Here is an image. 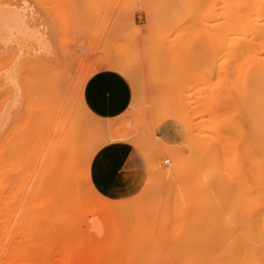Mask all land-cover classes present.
I'll return each instance as SVG.
<instances>
[{
    "label": "rangeland",
    "instance_id": "1",
    "mask_svg": "<svg viewBox=\"0 0 264 264\" xmlns=\"http://www.w3.org/2000/svg\"><path fill=\"white\" fill-rule=\"evenodd\" d=\"M213 4L0 0L21 19L19 29L0 26V264H234L227 237L238 210L263 239L262 35L258 51L227 53L204 27ZM105 69L131 89L115 121L82 97ZM165 122L172 142L157 136ZM122 139L137 167L126 193L109 200L93 188L89 163ZM213 161L220 171L208 184L200 175Z\"/></svg>",
    "mask_w": 264,
    "mask_h": 264
},
{
    "label": "bare ground",
    "instance_id": "2",
    "mask_svg": "<svg viewBox=\"0 0 264 264\" xmlns=\"http://www.w3.org/2000/svg\"><path fill=\"white\" fill-rule=\"evenodd\" d=\"M213 1H214L213 6L210 8L209 12L206 13V16L204 19V27H205L206 31L211 32L213 34L216 33V34H219V36H221L220 38L223 42L224 50L228 49L229 46L230 47L233 46V47H236L235 51H238L240 49L243 52L245 50L249 51V50H251L252 47L255 48L254 46L258 42L261 43V45L264 47V0H213ZM19 24H21V19L18 16L14 15L12 12H9L8 10L5 11L3 9H0V26L8 25L10 30L13 31L14 29L20 28ZM260 35H262V37H259ZM258 37L260 38V41L258 40V42H257ZM261 45H258V47ZM237 46L239 48L240 47L241 48L238 49ZM262 46H261V48H262ZM258 47H257V49H258ZM230 50L234 51V49H232V48L228 49L229 52H230ZM252 50H254V49H252ZM255 50H256V48H255ZM235 51H234V53H235ZM247 51H245V52H247ZM256 51H258V50H256ZM226 52H227V50H226ZM229 52H227V53H229ZM250 53H251L250 55L253 56L252 51ZM231 54H233V52ZM225 55L227 56V54H225ZM250 55H249V57H251ZM245 56L248 57V55H246V54H245ZM256 56H258V55L256 54ZM228 57H229V55H228ZM247 57H245V58H247ZM227 59L224 58V63L220 62L221 65L225 64V60H227ZM257 59H259V57ZM244 61H245V59H244ZM170 117H171V115H166L165 117H163L162 121H164ZM171 119H173V118H171ZM216 162L217 161H213V163H216ZM213 163L211 162V164H209L211 166L213 165L212 166L213 170H210L209 172H208V170H207V172L204 171L205 173L202 172V174L200 175V177L203 176L202 180L208 181L210 179L211 181L210 180L209 181L212 183L211 178L218 175V173L220 171V168H218V167H220L219 166L220 164L216 163L218 165H214ZM204 167H206V166H204ZM214 167H216V168H214ZM193 178H192V180H193ZM200 179L201 178H199L198 180H200ZM194 180H197V179H194ZM202 180H200V181H202ZM207 181L204 183H207ZM209 181H208V184L210 183ZM192 183L196 184V185H193L194 187L197 186L196 181L192 182ZM211 186L209 189L213 188L212 190L214 191V188H216V187L212 186V188H211ZM200 188L201 187H199V189ZM222 188H224V187H222ZM194 189L197 190L198 188H194ZM218 189H217V192H218ZM222 190L223 189H221V191ZM199 192L203 193L202 190H200ZM23 200H26V198L22 197V201H20L21 204L19 202L20 206L18 207V209H20V207L22 206ZM24 205H25V202H24ZM20 210H22V209H20ZM235 219H236V223L231 228V232H233V234H235V235H232L233 237H231L228 234L229 237H227V238L233 240V238L235 236V238H234L235 242L232 241L234 246L232 245V242H231L232 247H234V249L232 250V253H231L232 255L234 254L233 256H235L234 257V259H235L234 264H264V237H263V239L258 237L253 222L251 221V219L248 216L242 214V212L240 210L237 211ZM0 221H1V219H0ZM12 222H11V225L13 224ZM91 223L92 224L90 226V230L93 233H95V235L96 234L99 235L101 233V226L99 224V221L94 219V220H91ZM224 223L227 225L226 221L219 223V225L220 224L222 225V226L220 225L219 227H221V228L224 227L223 231H225L227 229V227ZM223 225H225V226H223ZM229 225H232V224H229ZM8 228H10V227H8ZM229 231H230V229H229ZM10 232H11V230H10ZM2 234L0 236H2ZM13 240H15V239H12V241ZM9 242H10V240L8 241V243ZM227 243H230V242H228V240H227ZM3 244L4 243L2 242V245ZM225 245H228V244H225ZM224 247H225V250H224V248H223V250L226 252L227 251L226 246H224ZM225 252H224L225 257H227L226 253L228 254V257L231 255V254L229 255L228 251L226 253ZM3 262H4V260H3ZM231 262H233V261H231ZM227 263H229V260L225 264H227Z\"/></svg>",
    "mask_w": 264,
    "mask_h": 264
},
{
    "label": "crops",
    "instance_id": "3",
    "mask_svg": "<svg viewBox=\"0 0 264 264\" xmlns=\"http://www.w3.org/2000/svg\"><path fill=\"white\" fill-rule=\"evenodd\" d=\"M83 101L90 112L105 121H115L128 110L132 95L126 76L116 70L105 69L93 73L83 86ZM172 123H163L158 127V137L167 141H174L171 131ZM129 139L109 141L100 147L92 156L89 163V180L97 193L111 200L125 194L130 183L118 185L115 174L123 168L124 162L135 155ZM111 157L112 165L102 170L97 161L100 154ZM119 164V167L116 165Z\"/></svg>",
    "mask_w": 264,
    "mask_h": 264
},
{
    "label": "snow or ice",
    "instance_id": "4",
    "mask_svg": "<svg viewBox=\"0 0 264 264\" xmlns=\"http://www.w3.org/2000/svg\"><path fill=\"white\" fill-rule=\"evenodd\" d=\"M97 163L102 170H106L110 165H112L113 160L111 157H106L104 153H101ZM116 167H119V164H117ZM136 167L137 161L135 155H133V157L124 162L123 168H120V171L115 174L116 183L118 185H125L129 183L132 179V177L129 175V171L134 170Z\"/></svg>",
    "mask_w": 264,
    "mask_h": 264
},
{
    "label": "built area",
    "instance_id": "5",
    "mask_svg": "<svg viewBox=\"0 0 264 264\" xmlns=\"http://www.w3.org/2000/svg\"><path fill=\"white\" fill-rule=\"evenodd\" d=\"M165 163H168V160H165Z\"/></svg>",
    "mask_w": 264,
    "mask_h": 264
}]
</instances>
